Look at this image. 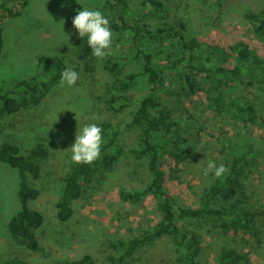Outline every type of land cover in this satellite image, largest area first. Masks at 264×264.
Wrapping results in <instances>:
<instances>
[{
  "label": "rangeland",
  "instance_id": "rangeland-1",
  "mask_svg": "<svg viewBox=\"0 0 264 264\" xmlns=\"http://www.w3.org/2000/svg\"><path fill=\"white\" fill-rule=\"evenodd\" d=\"M28 1L26 15L8 19L3 28L0 87H8L30 73L41 71L43 58L58 53L62 47H66L63 54L66 68L75 70L78 79L71 87L60 83L35 107L11 117H0V144L12 143L21 152L37 143L46 148L47 155L39 162V178L30 179L32 186L39 190V196L29 203V208L44 217L35 236L40 245L49 250L46 255H37L17 246L9 235L7 223L19 206L18 171L0 164V264L12 258L32 264H65L85 255L91 256L97 264H108L107 256L112 253L109 243L152 230L160 219V212L158 200L149 195L138 203L120 201L121 189L142 190L151 180L146 159L137 160L131 154L138 146L136 130L127 129L134 106L121 115L108 111L112 78L104 69L103 60L95 58L88 70L77 59L78 47L74 42L82 38L76 35L72 18L82 6L105 15L104 7L101 0ZM158 1L165 6L166 16L162 20L155 14H149L147 18L137 16L139 25H146L143 29L155 35L161 22L172 28H179L182 24L183 35L203 46L200 58L207 66L232 68L236 64V53L232 49L238 43L245 44L264 63V41H259L251 33L244 18L248 10L262 8L264 0ZM111 31L112 45L108 53L118 56L127 52L124 37ZM140 44L148 53L159 50L156 38H143ZM213 46L224 51L222 59L211 52ZM163 65L164 61H158L157 66ZM141 70V63L132 60L126 72ZM173 74L170 70L164 74L172 90L175 86ZM215 84V79L200 77L198 89L192 95L179 94L176 97L159 93L161 106L176 116V132L185 136L188 145L195 150L190 160L180 164L172 163L161 154L165 188L181 206L197 208L205 188L214 183L223 187V191L229 188L224 183L231 158L244 155L239 174L233 180L237 183L234 196L226 200L217 198L213 203V207L225 213L226 227L223 228L221 222L204 218L182 220L179 224L199 233L203 247L202 264H215L222 247L246 255L249 264H264V90L247 75L243 77V84L234 81V93L255 108L257 124L252 126L242 123L234 115L235 109L229 101H226L224 112L209 109L206 90ZM146 86V77L138 76L131 88L134 100L145 93ZM85 123H109L115 128L119 134L116 146L106 149L105 154L116 156V159L108 167L104 163L96 166L89 181L82 185L80 197L72 204L71 218L61 223L56 219L55 205L63 178L73 165L67 148L74 141L76 129ZM101 139V146L108 142L102 131ZM153 139L159 144L166 142L158 134H154ZM99 160H102L101 156ZM210 160L225 166L226 171L220 177H213L211 173L202 175ZM236 203L254 214L251 227L244 229L232 219V207ZM175 258L171 240L164 237L136 253L127 264H176Z\"/></svg>",
  "mask_w": 264,
  "mask_h": 264
},
{
  "label": "trees",
  "instance_id": "trees-1",
  "mask_svg": "<svg viewBox=\"0 0 264 264\" xmlns=\"http://www.w3.org/2000/svg\"><path fill=\"white\" fill-rule=\"evenodd\" d=\"M101 0L104 13L109 21V27L124 37L128 51L123 55L108 54L103 58L104 69L111 76L112 93L107 99V108L113 114L121 115L134 106L133 117L127 129H135L138 146L131 151L137 160L146 159L147 169L151 173L150 183L142 190L123 188L119 191L121 202L138 203L147 195L158 200L160 219L152 230L143 231L137 236L109 243L112 250L107 256L108 264H127L128 259L139 251L167 237L171 240L176 254V264H202V242L198 232L180 226L182 220L207 219L221 222L226 227V215L220 209L213 207L217 198L230 199L235 194L237 183L233 182L238 176V168L244 155H233L231 158L226 184L229 188L217 183L205 188L197 208L183 207L165 188V173L162 170V156L164 154L174 164L185 163L193 157L194 147L189 146L188 139L176 132L178 125L176 116L166 107L161 106L159 93L176 95H192L198 88L200 77L215 79L216 84L206 90L207 106L214 112H224L226 101L233 107L234 115L242 123L256 125L257 116L252 104L242 96L234 93V81L243 84L245 75L255 79L259 89L264 90V63L248 50L243 43L233 46L236 53V64L232 68L207 66L201 61L203 46L195 39L186 38L180 24L179 28L168 26L161 22L156 27L155 35L139 25L137 16L147 18L155 14L159 19L166 16L165 6L158 0ZM11 6H7V3ZM28 0H0V57L3 48V28L8 19L26 15ZM147 8L146 12L144 10ZM244 18L251 33L259 40L264 41V6L258 10H248ZM141 24V23H140ZM152 37L159 40V50L152 54L141 48V40ZM166 41V43H165ZM78 47L77 59L86 69L95 57L83 40H75ZM211 52L221 59L224 51L217 46L210 47ZM66 47L58 53L46 56L42 60L43 69L30 73L23 79L8 87H0V117H11L22 110L40 104L50 92L60 84V73L66 68L63 54ZM139 61L142 70L126 72L130 61ZM164 61L163 66H157L158 61ZM170 70L175 82L174 90L169 89L165 71ZM147 79L146 91L136 100L133 99L131 88L138 76ZM101 131L106 134L108 142L100 147V155L89 164H74L65 174L61 193L57 199L56 219L64 223L72 216V204L82 193V185L89 181L96 166L104 163L107 167L115 161L116 156L105 154L106 149L115 147L118 133L109 123L99 124ZM1 133V128H0ZM158 134L166 142L159 144L153 139ZM119 150L117 153L119 154ZM47 155L43 144L37 143L25 152L12 143L0 144V164L18 171V209L7 223V230L15 244L37 255H46L48 249L40 245L35 231L44 223L43 215L35 209L29 208V203L36 200L39 190L34 188L30 179L37 180L41 173L39 162ZM225 186V185H224ZM236 203L232 207L234 218L240 227L247 229L253 225L254 214ZM3 264H32L18 258H12ZM65 264H97L89 255L81 259L66 262ZM215 264H249L248 257L231 248H220Z\"/></svg>",
  "mask_w": 264,
  "mask_h": 264
},
{
  "label": "clouds",
  "instance_id": "clouds-1",
  "mask_svg": "<svg viewBox=\"0 0 264 264\" xmlns=\"http://www.w3.org/2000/svg\"><path fill=\"white\" fill-rule=\"evenodd\" d=\"M78 3V2H77ZM76 35L86 43L91 55L99 60L108 55L112 45V31L109 21L101 11L82 6L71 20ZM61 30V29H60ZM62 32V31H61ZM63 33V32H62ZM78 79V73L65 68L60 73L62 86L71 87ZM102 144L101 128L96 123H85L75 132L74 141L68 151L70 160L74 164H89L100 155ZM226 171L223 164L217 165L215 161H208L202 170V175L220 177Z\"/></svg>",
  "mask_w": 264,
  "mask_h": 264
}]
</instances>
